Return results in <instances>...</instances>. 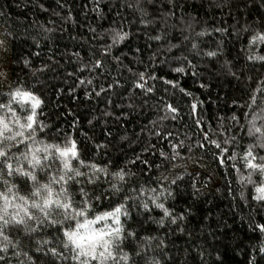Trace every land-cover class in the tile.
I'll return each mask as SVG.
<instances>
[{
    "label": "trees",
    "instance_id": "1",
    "mask_svg": "<svg viewBox=\"0 0 264 264\" xmlns=\"http://www.w3.org/2000/svg\"><path fill=\"white\" fill-rule=\"evenodd\" d=\"M113 28L129 36L105 53ZM256 31H264V0H0L11 91L22 88L41 99L38 121L48 133L42 138L63 143L67 135L82 158L131 174L101 210L134 196V188L171 192L159 202L175 223L154 205L145 211L126 202L125 227L136 238L126 241L125 251L134 264H264L258 227L264 203L243 179L251 171L244 152L253 143L246 135L252 109L245 105L253 89H264V63L247 59L264 54L260 45L249 48ZM97 59L100 68L93 67ZM9 92L0 93V103ZM252 179L258 184L261 177ZM146 236L155 240L137 257ZM38 238L23 243L32 249ZM37 255L38 264H50L51 257Z\"/></svg>",
    "mask_w": 264,
    "mask_h": 264
},
{
    "label": "snow or ice",
    "instance_id": "2",
    "mask_svg": "<svg viewBox=\"0 0 264 264\" xmlns=\"http://www.w3.org/2000/svg\"><path fill=\"white\" fill-rule=\"evenodd\" d=\"M140 22L148 23L143 18ZM108 32L112 43L104 46L105 53L129 36L122 28ZM153 39L161 40V36ZM248 43L249 48L264 47V31H256ZM192 47L197 45L193 43ZM206 55L213 57L217 53L208 51ZM114 59L119 60V57ZM247 59L264 63V54L249 55ZM102 64L97 59L93 67L100 68ZM139 80H144L143 73L139 74ZM136 86L143 88L139 82ZM148 91L152 89L148 88ZM258 99L264 102V89L260 87L253 89L249 94L251 103L245 105L252 109L246 135L253 143L244 152V167L251 171L243 179L254 184V199L264 203V155L254 152L255 148L264 150V108L257 103ZM41 103L33 92L22 88L10 91L7 101L0 103V264H12V259L16 264H38L41 255L37 254L51 257L50 264H134L133 254L125 251L126 241L136 238V233L125 227L130 217L126 202L132 201L145 211L150 210V204L154 205L163 211V217H169L175 223L176 217L159 202L162 197L167 199L171 192L134 188V196L125 194L123 202L101 210L104 200L123 191L131 174L124 168L110 171L107 165L82 158L76 141L67 135L63 143L43 139L48 133L38 121L37 109ZM167 107L171 108L170 105ZM205 139H208L207 135ZM209 143L228 152V148L222 147L217 140L209 139ZM228 143L227 139L223 140V145ZM230 158H235V154ZM253 174L261 177L258 184L253 181ZM22 184L26 190L21 188ZM163 217L159 221L161 225L164 224ZM258 227L264 232V225ZM26 237L30 240L39 237L34 239V248L25 247L23 240ZM154 240L152 236L143 237L138 246L140 250L134 254L142 256ZM162 244L160 241L156 247ZM260 250L264 252V248Z\"/></svg>",
    "mask_w": 264,
    "mask_h": 264
},
{
    "label": "rangeland",
    "instance_id": "3",
    "mask_svg": "<svg viewBox=\"0 0 264 264\" xmlns=\"http://www.w3.org/2000/svg\"><path fill=\"white\" fill-rule=\"evenodd\" d=\"M9 91H11L10 41L0 32V93Z\"/></svg>",
    "mask_w": 264,
    "mask_h": 264
}]
</instances>
